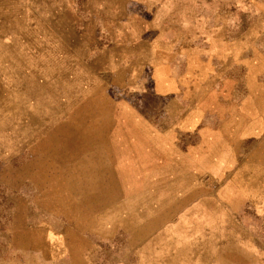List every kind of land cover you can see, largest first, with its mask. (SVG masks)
I'll return each instance as SVG.
<instances>
[{
	"label": "rangeland",
	"instance_id": "obj_1",
	"mask_svg": "<svg viewBox=\"0 0 264 264\" xmlns=\"http://www.w3.org/2000/svg\"><path fill=\"white\" fill-rule=\"evenodd\" d=\"M0 264H264V0H0Z\"/></svg>",
	"mask_w": 264,
	"mask_h": 264
}]
</instances>
